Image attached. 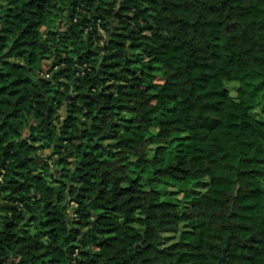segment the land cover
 Wrapping results in <instances>:
<instances>
[{
	"label": "trees",
	"instance_id": "16d2710c",
	"mask_svg": "<svg viewBox=\"0 0 264 264\" xmlns=\"http://www.w3.org/2000/svg\"><path fill=\"white\" fill-rule=\"evenodd\" d=\"M262 103L264 0H0V264H264Z\"/></svg>",
	"mask_w": 264,
	"mask_h": 264
},
{
	"label": "rangeland",
	"instance_id": "374dc122",
	"mask_svg": "<svg viewBox=\"0 0 264 264\" xmlns=\"http://www.w3.org/2000/svg\"><path fill=\"white\" fill-rule=\"evenodd\" d=\"M46 65V67L47 68H49L50 66V63H49V61H46V63H45ZM236 86L237 85H231L230 86V90H231V92L233 93V94H236ZM253 114L257 117V118H259V119H264V103H262V104H260L254 111H253ZM201 189H203V186H198V187H196L195 188V192H198V190H201Z\"/></svg>",
	"mask_w": 264,
	"mask_h": 264
},
{
	"label": "built area",
	"instance_id": "2783aa9c",
	"mask_svg": "<svg viewBox=\"0 0 264 264\" xmlns=\"http://www.w3.org/2000/svg\"><path fill=\"white\" fill-rule=\"evenodd\" d=\"M100 31H101L103 34H105V30H104L102 27H100ZM87 67H88L87 64H84V65H83V69H85V68H87ZM80 73H84V71H81V72H79L78 74H80ZM46 76H49V75L46 74ZM0 171H1V172H4V169L1 167V165H0ZM2 178H3V173L0 174V181L2 180Z\"/></svg>",
	"mask_w": 264,
	"mask_h": 264
},
{
	"label": "water",
	"instance_id": "95a60500",
	"mask_svg": "<svg viewBox=\"0 0 264 264\" xmlns=\"http://www.w3.org/2000/svg\"><path fill=\"white\" fill-rule=\"evenodd\" d=\"M110 23H114V18L110 20ZM47 71V70H46ZM73 92V89L71 90V93ZM229 245V244H228ZM228 246L224 250V256L222 257V260L226 258V252H227Z\"/></svg>",
	"mask_w": 264,
	"mask_h": 264
},
{
	"label": "crops",
	"instance_id": "0c3cea01",
	"mask_svg": "<svg viewBox=\"0 0 264 264\" xmlns=\"http://www.w3.org/2000/svg\"><path fill=\"white\" fill-rule=\"evenodd\" d=\"M48 71H46V73H47Z\"/></svg>",
	"mask_w": 264,
	"mask_h": 264
}]
</instances>
